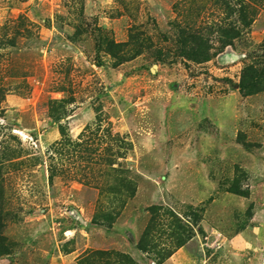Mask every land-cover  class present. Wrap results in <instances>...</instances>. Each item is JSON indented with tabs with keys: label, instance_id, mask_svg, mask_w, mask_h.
I'll return each instance as SVG.
<instances>
[{
	"label": "rangeland",
	"instance_id": "rangeland-1",
	"mask_svg": "<svg viewBox=\"0 0 264 264\" xmlns=\"http://www.w3.org/2000/svg\"><path fill=\"white\" fill-rule=\"evenodd\" d=\"M0 264H264V0H0Z\"/></svg>",
	"mask_w": 264,
	"mask_h": 264
},
{
	"label": "trees",
	"instance_id": "trees-1",
	"mask_svg": "<svg viewBox=\"0 0 264 264\" xmlns=\"http://www.w3.org/2000/svg\"><path fill=\"white\" fill-rule=\"evenodd\" d=\"M242 9H243V7H242ZM180 244H181V246H183L184 243L182 242V243H180Z\"/></svg>",
	"mask_w": 264,
	"mask_h": 264
},
{
	"label": "crops",
	"instance_id": "crops-1",
	"mask_svg": "<svg viewBox=\"0 0 264 264\" xmlns=\"http://www.w3.org/2000/svg\"><path fill=\"white\" fill-rule=\"evenodd\" d=\"M252 232V231H251ZM237 238H241V235L239 236V237H237ZM239 240H241V239H239Z\"/></svg>",
	"mask_w": 264,
	"mask_h": 264
}]
</instances>
